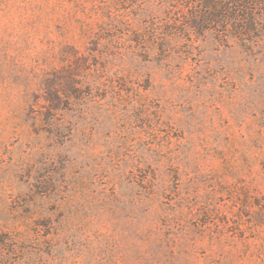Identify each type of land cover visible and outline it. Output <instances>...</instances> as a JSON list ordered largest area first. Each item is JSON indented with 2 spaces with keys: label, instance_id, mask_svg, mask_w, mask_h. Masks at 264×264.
Returning a JSON list of instances; mask_svg holds the SVG:
<instances>
[{
  "label": "rangeland",
  "instance_id": "1",
  "mask_svg": "<svg viewBox=\"0 0 264 264\" xmlns=\"http://www.w3.org/2000/svg\"><path fill=\"white\" fill-rule=\"evenodd\" d=\"M124 1L0 0V264H264V54Z\"/></svg>",
  "mask_w": 264,
  "mask_h": 264
},
{
  "label": "trees",
  "instance_id": "2",
  "mask_svg": "<svg viewBox=\"0 0 264 264\" xmlns=\"http://www.w3.org/2000/svg\"><path fill=\"white\" fill-rule=\"evenodd\" d=\"M125 3L124 0H119ZM167 4L169 23L157 32L153 28L159 45L167 42L192 41V36L205 38L210 35L224 47L238 46L249 55L264 54V0H164ZM1 5V2H0ZM123 24V22H120ZM60 73V72H57ZM56 74V73H54ZM61 79V78H59ZM73 80V85L53 84L49 78L44 81L45 101L43 109L49 117L59 109L63 102L71 98L83 101ZM72 96H71V94ZM69 94V95H68ZM91 95L88 87L87 97ZM63 99V100H62Z\"/></svg>",
  "mask_w": 264,
  "mask_h": 264
}]
</instances>
